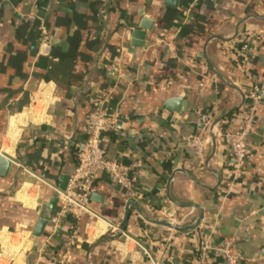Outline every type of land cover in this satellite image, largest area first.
Wrapping results in <instances>:
<instances>
[{"label":"crops","instance_id":"obj_1","mask_svg":"<svg viewBox=\"0 0 264 264\" xmlns=\"http://www.w3.org/2000/svg\"><path fill=\"white\" fill-rule=\"evenodd\" d=\"M170 2L0 0V156L11 165L0 177V264H150L143 249L158 264H222L197 258L211 232L264 264V95L247 139L252 160L234 167L222 138L238 129L250 89L264 94V0ZM171 98L187 110L165 111ZM98 106L118 126L102 142L107 157L143 167L131 188L99 179L94 216L76 224L61 258L52 188H66ZM193 133L205 140L201 156L180 141Z\"/></svg>","mask_w":264,"mask_h":264},{"label":"built area","instance_id":"obj_2","mask_svg":"<svg viewBox=\"0 0 264 264\" xmlns=\"http://www.w3.org/2000/svg\"><path fill=\"white\" fill-rule=\"evenodd\" d=\"M46 41L47 38H44ZM263 91L253 86L248 92L249 104L246 105L238 117V129L231 131L223 129L222 138L226 150L231 156L232 165L242 168L251 161L253 152L247 146V139L252 132L255 116L263 98ZM203 128L210 123L209 116L195 112ZM118 126L114 119L109 118L98 106L87 114L84 120L83 138L77 139L74 145L75 166L68 177L64 190L53 189L59 204V211L53 219L54 228L62 223L64 240L62 248L58 251L61 258L70 256L75 240L78 237L77 225L86 216H94L90 204L91 195L96 183L102 176H107L124 188H131L137 181V172L143 167L141 161L125 164L120 160L109 159L102 146L106 134H116ZM181 143L201 156L205 149V140L201 133L180 135ZM61 228V227H60ZM214 232L203 235L199 241L197 258L200 261L211 258L220 260L222 264H251L242 254L232 251L229 242H218ZM46 251V249H43ZM49 253L53 250L47 248ZM145 257L150 264H158L148 252L143 249Z\"/></svg>","mask_w":264,"mask_h":264},{"label":"water","instance_id":"obj_3","mask_svg":"<svg viewBox=\"0 0 264 264\" xmlns=\"http://www.w3.org/2000/svg\"><path fill=\"white\" fill-rule=\"evenodd\" d=\"M170 3H173V0H170ZM48 46L43 47V49H47ZM187 102L183 100L182 98H171L168 99L163 106V109L167 112H175V113H180V112H185L187 110ZM214 148V144H213ZM11 165L10 162L4 158L3 156H0V177H5L7 174L10 172ZM264 213V212H263ZM127 219H128V214L125 215L123 226L121 228V231H123L126 227L127 224ZM201 220V217H199L194 224L193 227H187L186 229H193L196 228ZM151 221V220H150ZM157 223V222H154ZM47 224V221L42 218V216L37 220L35 227L32 231V236L33 238H39L43 234L44 228ZM163 224L167 227H172L174 230H181L185 228H177L171 226L169 223H160Z\"/></svg>","mask_w":264,"mask_h":264}]
</instances>
